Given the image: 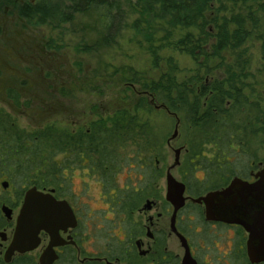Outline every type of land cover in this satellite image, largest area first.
I'll list each match as a JSON object with an SVG mask.
<instances>
[{
    "label": "rangeland",
    "instance_id": "374dc122",
    "mask_svg": "<svg viewBox=\"0 0 264 264\" xmlns=\"http://www.w3.org/2000/svg\"><path fill=\"white\" fill-rule=\"evenodd\" d=\"M114 1L123 10L125 25L115 41L107 43L98 17L92 12L70 15L71 12L65 11V0H47L56 11L53 18L42 26L19 18L17 8L24 1L0 0V110L16 123L8 124L14 132L16 129L21 137L47 134L51 140L59 134L73 132L78 123L88 124L94 119L109 122L116 113L128 111L139 124L147 123L145 127L149 138L146 141L150 143L145 152L152 154L156 151L159 154L156 167L161 177V201H165L167 169L174 164L173 149L184 148L182 166L173 171V175L177 180L189 183L193 194H197L198 187L204 189L208 184L199 180L206 175L204 169L208 172L214 170L223 155L227 154L233 160L228 168L243 175L252 161L264 162V0H215L211 3L206 13L209 43L205 47L210 57L191 56L185 47L178 44L188 34L198 40V30L172 28L154 18V14L149 16L145 13L144 17H140L139 11L143 7L139 8L137 0ZM236 18L245 22L244 27L248 31L246 40L240 45L233 43V47L226 48L218 56L214 49L217 28L222 23H232ZM230 28L233 32L235 26L232 24ZM158 64L166 73H161ZM169 69L172 73L166 75ZM164 74L168 76L166 80L168 78L176 83V87L182 85L190 91L197 90L201 85L211 88L216 82L234 75L235 83L242 88L248 103L242 111L258 120L254 121L255 133L250 137L249 144L241 145V141L223 136V131H219L216 141H212V133L197 128L194 115H186L181 110L176 87L170 101L163 97L165 93L161 91L156 92L157 96L144 97L142 88L145 82L148 79H151L149 83L158 82ZM8 87L16 92V101L10 98V94L7 96ZM194 98L203 106L208 102L200 91L192 92L189 95L190 106L197 104ZM142 99L146 101L141 102ZM226 104L229 106L230 102ZM178 122V139L171 143L172 147H168L167 142ZM13 144L15 150H23ZM28 150L19 151L21 156H15L7 146L0 145V169H5L8 177H14L15 185L31 188L34 175L42 174L36 168L38 163H46L42 174L44 179L52 177L56 180L55 185H63L65 198L73 202L75 194H81L85 202L94 201L91 204L94 211L98 210V218H112L102 214L107 206L100 200L99 185L92 184L91 190H88L89 198L85 192H78L80 183L86 181L78 172L66 171L62 177L58 169H50V161H31L27 164ZM194 154L199 156H195V164L191 165ZM57 162L62 164L63 158L57 159ZM152 162L154 166L155 161ZM25 171H30L29 180ZM127 172L119 175V188L127 175L131 176ZM2 182L3 179L0 185ZM150 197L154 199L153 195ZM188 215L189 212L183 217ZM200 235L192 240L195 243L197 239H206V243L201 245L206 254L205 260L201 247L196 245L201 263L216 264L214 254L217 250L210 236L208 239L205 233Z\"/></svg>",
    "mask_w": 264,
    "mask_h": 264
},
{
    "label": "flooded vegetation",
    "instance_id": "af4514ba",
    "mask_svg": "<svg viewBox=\"0 0 264 264\" xmlns=\"http://www.w3.org/2000/svg\"><path fill=\"white\" fill-rule=\"evenodd\" d=\"M201 86L197 91L201 90ZM7 89V96L10 94V98L16 101V92L11 87ZM143 94L146 98L153 97L146 92ZM153 102L152 100L151 103ZM145 125L94 119L88 124L78 123L73 132L58 135L63 148L62 152L54 156L56 159L63 158V163H59L58 172L62 177L66 171L78 172L79 176L86 179L80 183L78 192H85L89 198L91 197L88 190H91L92 184L99 185L100 200L107 206L102 210V214L111 215V219L107 216L98 218V210L94 211L91 204L94 201L85 202L81 194H75L73 202L65 198L61 184L44 188L31 185V188H26L15 185L14 177H8L5 169H0V180L9 183L7 188H4V182L0 185V264H41L40 260L44 254L48 255V260L54 258L52 264H183L185 250L171 229L174 209L166 199H160L161 177L156 167L159 154L155 150L152 154L145 152ZM172 142L168 143V147H172ZM72 143L73 148H66ZM182 149L184 151V148ZM175 150L177 149H173ZM19 151L24 152H16ZM182 153L180 165L171 171L172 175L173 171L182 166ZM15 156H21V153ZM192 156L194 157L190 161L191 165L195 164L194 159L199 155ZM40 158L49 161L50 156L48 152H43ZM152 161H155L154 166ZM232 161L226 154L223 159L218 160L214 170L210 169L208 172L204 169L203 172L207 176L203 175L199 180L208 184L204 189L198 187L197 194L191 192L189 183L179 181L173 175L177 181L185 184L187 198L185 207L177 214L176 230L185 238L190 255L197 264L202 263L196 245L201 247L206 243V239H197L195 243L192 239L203 233L207 238L210 236L213 247L217 250L214 254L216 264H251L247 255L249 235L246 230L237 224L208 220L205 204L194 201L209 193L227 189L234 179H240L250 185L260 180L257 176L264 170V162L252 161L243 175L228 168ZM126 170L131 176L127 175L119 188V175ZM26 174L29 175L30 171H25ZM34 187L39 192L51 195L55 202L67 203L71 214L66 217L64 213L62 220H59V211L54 213L52 224L46 225L47 229L38 235L39 243L35 249L23 253L12 252L26 193ZM146 191H152L155 200ZM4 208L9 209L10 213L7 214ZM187 212L189 215L183 217ZM150 213L153 215L149 216ZM200 249L205 260L204 248Z\"/></svg>",
    "mask_w": 264,
    "mask_h": 264
},
{
    "label": "trees",
    "instance_id": "16d2710c",
    "mask_svg": "<svg viewBox=\"0 0 264 264\" xmlns=\"http://www.w3.org/2000/svg\"><path fill=\"white\" fill-rule=\"evenodd\" d=\"M24 3L17 8L19 10V18L23 19L26 22H29L34 25L42 26L48 23L53 16L56 8L51 6L47 0H20ZM65 11L71 12L70 15L76 13H87L92 12L100 21V24L106 33L105 42H112L118 37L125 25V17L121 6L118 2L114 0H65ZM257 2L258 0H253ZM215 0H137V5L143 7L139 11L140 17H144L145 13L150 15L154 14V18L163 22L164 24L172 28H185V29H196L199 31L200 36L198 40L194 39L192 34H188L183 38L178 44L186 48L191 56L198 57H210L206 52V45L208 41V33L206 31V24L208 23L206 18V13L210 8L211 3ZM250 14V13H249ZM64 15L66 13L64 12ZM222 23L218 26L217 43L214 47L215 53L219 56L221 51L226 48L233 47V43L240 45L246 40L247 37V28L244 27V21L236 18L235 20ZM254 22V20H253ZM140 22H138L139 24ZM234 25V31L230 29L231 25ZM205 36V38H203ZM263 53H264V41H263ZM213 49V47H212ZM156 57V55H155ZM208 62H206V65ZM204 65V66H206ZM157 68L161 70V73H166L162 67L158 64ZM172 73V69L167 71V74ZM165 75V74H164ZM161 75L158 82L149 83L151 79H148V82H145V86L142 88L145 92H149L151 95L157 96V91L165 93L163 96L166 100L170 101L172 99V94L174 84L170 80ZM166 80V81H165ZM235 76L231 75L225 81L216 82L211 88L207 86H201V96H206L208 102L201 105L197 98H194V101L197 100V104L190 106L189 104V95L192 92H197V90L190 91L189 89L185 90L181 86H177V99L181 105V110L187 113H191L195 120V126L197 128H202L203 132L205 130L208 133H212V141H216L218 138L219 131H223V136L232 137L241 141V145L249 144L250 137L255 133L256 125L254 121L258 122L257 118L253 119L251 114H246L242 111L245 110L248 106L247 99L242 93V88L236 85ZM167 86V88L165 87ZM169 85V86H168ZM146 101L142 99L141 102ZM227 106L226 103H229ZM203 110V111H202ZM194 111V112H193ZM112 121L116 122H125L127 124H139L135 116L131 115L128 111H120L116 113ZM0 145L7 146L11 154L17 155L20 152H16L13 148L16 144V148L23 149L24 152L28 150L31 157L27 159L28 162L31 161H43L40 157L43 152H48L50 156V169L56 170L60 168V164L57 162V159L54 157L56 154L63 151L62 142L58 136L52 137L49 135H39L35 134L33 136L26 135V137H21L18 135L15 129L8 124H16L10 116L3 113L0 110ZM147 124V123H145ZM19 133V132H18ZM148 137V134H147ZM20 141H23L20 143ZM74 143V141H73ZM69 144L66 148L70 149L74 147V144ZM149 142H147L148 146ZM27 146V147H26ZM24 147V148H23ZM222 151V150H220ZM1 156V154H0ZM39 159V160H37ZM45 162V161H44ZM43 174L44 169L46 168V163H38L37 167ZM34 175L30 185L37 186L39 188L47 187L48 185H55L56 180L50 177L49 179H44L43 175ZM29 175L26 174V179L29 180Z\"/></svg>",
    "mask_w": 264,
    "mask_h": 264
},
{
    "label": "water",
    "instance_id": "95a60500",
    "mask_svg": "<svg viewBox=\"0 0 264 264\" xmlns=\"http://www.w3.org/2000/svg\"><path fill=\"white\" fill-rule=\"evenodd\" d=\"M162 107H157L161 109ZM179 122L174 134L169 139L175 141L178 138ZM183 149L175 150L174 164L169 168L166 176L165 199L174 209L171 217V229L179 239L185 250L183 264H197L191 257L189 246L183 236L176 230V218L186 204L185 184L177 181L171 171L180 165V156ZM257 183L250 185L240 179H234L230 186L219 192L194 200L198 204H205L207 219L210 221H221L229 224L242 226L249 235L247 242V255L251 264L264 263V170L257 176ZM4 188L9 183H3ZM7 214L10 210L3 209ZM59 211V213H58ZM54 213L57 219L62 220L71 214V209L65 202H55L51 195L39 192L36 187L30 189L25 196L24 205L18 220L17 237L12 252H27L35 249L39 243L38 235L46 228V225L54 221ZM54 258L48 260V255L41 257V264H52Z\"/></svg>",
    "mask_w": 264,
    "mask_h": 264
}]
</instances>
